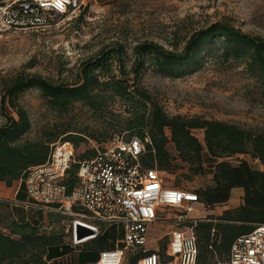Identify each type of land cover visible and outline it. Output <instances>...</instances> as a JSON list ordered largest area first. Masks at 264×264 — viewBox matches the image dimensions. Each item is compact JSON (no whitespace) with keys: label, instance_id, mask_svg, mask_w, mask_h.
<instances>
[{"label":"trees","instance_id":"16d2710c","mask_svg":"<svg viewBox=\"0 0 264 264\" xmlns=\"http://www.w3.org/2000/svg\"><path fill=\"white\" fill-rule=\"evenodd\" d=\"M124 51V46L119 43L102 48L95 57L81 62L78 80L72 84L27 73L4 80L0 106L6 120L0 126V182L11 187L14 182L24 179L30 167L46 161L50 144L68 132H48L36 140L25 139L31 121L27 111L18 104L20 94L27 89H37L50 107L58 111H65L80 102L103 114V119L109 114L105 118L108 126L104 128L103 137L110 130L116 133L119 127L120 131L128 133V138L148 136L150 143L142 157L143 164L148 167L156 162L161 172L170 174L176 169L175 160L179 159L194 167L192 173H199L204 153L216 161L213 184L195 190L203 207L224 206L232 190L237 188L243 191L242 203L224 210L220 216L210 215L196 221L198 256L195 264H227L235 239L249 233L253 224L264 223V171L253 169L244 159L232 165L227 158L248 155L264 165V131L255 132L214 119L169 116L142 86L141 78L148 67L162 76L180 78L201 70L209 55L220 52L224 61L233 59L245 63L264 89V36L247 34L228 21H217L194 31L181 51L166 49L155 42L137 44L133 48L134 62L129 69ZM115 101L124 106L121 119L114 110H109ZM193 130L203 131V142ZM59 140L69 141L75 147L85 141L81 136L70 135ZM169 144L177 152L175 157L168 150ZM88 153L92 152L82 154L80 159ZM77 168L74 164L69 171L66 182L69 188L75 182ZM23 186L21 182L17 200ZM5 202L0 201V209L5 208L0 212V264H47L52 258L70 252L72 248L61 234L42 230L38 218L15 217L11 212L13 205L8 210ZM213 218L220 221L214 224L207 220ZM214 225L221 235L218 243H211ZM112 247L113 244L105 239L91 240L84 246L80 260L95 263L100 251ZM140 257V251L129 252L127 264H137Z\"/></svg>","mask_w":264,"mask_h":264},{"label":"rangeland","instance_id":"374dc122","mask_svg":"<svg viewBox=\"0 0 264 264\" xmlns=\"http://www.w3.org/2000/svg\"><path fill=\"white\" fill-rule=\"evenodd\" d=\"M80 2L79 11L61 16L45 28L0 37V99L4 80L19 73L38 74L54 82L72 84L78 80L81 62L95 57L102 48H111L117 43L124 46L126 67L129 69L134 62L133 48L137 44L155 42L166 49L181 51L194 31L217 21H228L253 36H264V0ZM141 84L169 116L214 119L255 132L264 131V89L250 74L245 63L233 59L224 61L220 52L209 55L201 70L180 78L162 76L152 67H148L141 78ZM18 104L27 111L31 121V129L24 136L25 139L36 140L48 132L58 134L64 130L68 132L63 136L84 138L85 141L74 147L75 160L91 150L93 144H104L116 134L128 135L126 131H120L119 127L116 133L110 130L103 137L104 128L108 126V119H105L109 117L108 113L103 119V114L80 102L72 104L65 111H58L50 107L34 88L20 94ZM123 108L121 102L115 101L109 110H114V114L121 119ZM10 112L16 117L14 111ZM5 120L0 106V126ZM193 134L203 142L202 130H193ZM168 150L172 156L177 155L172 144L168 145ZM241 159L247 160L253 169L264 171V165L248 155L227 158L232 165H237ZM174 163L176 169L173 172H162L170 185L197 190L213 184L216 161L205 153L202 171L199 173H192L194 167L179 159ZM17 184L18 182H14L12 185L11 196ZM238 192L243 191L240 189ZM235 194H232L230 203L224 206L210 208L193 205V210L187 215L194 219L210 215L220 216L227 208H235L242 203L240 194ZM18 199L26 200L24 186ZM11 206L7 204L8 210ZM12 209L15 217H29L33 220L38 218L42 230L61 234L65 242L72 243L70 234L67 233V217L35 209L27 211L17 206H12ZM4 210L2 207L0 212ZM181 211L186 213L184 208H168L164 216L172 219ZM170 226L172 227L170 221L165 224L164 230L160 225L154 226L152 237L147 243L148 248H164L169 240L166 233ZM101 230L103 234L100 238L110 243L123 238L122 226L101 225ZM159 233H163L164 239L157 243ZM127 263L128 258L123 264Z\"/></svg>","mask_w":264,"mask_h":264},{"label":"built area","instance_id":"2783aa9c","mask_svg":"<svg viewBox=\"0 0 264 264\" xmlns=\"http://www.w3.org/2000/svg\"><path fill=\"white\" fill-rule=\"evenodd\" d=\"M80 8V0H0V37L45 28ZM149 143L148 136L116 134L104 144H93L87 151L92 153L84 159L75 160V146L58 140L50 144L46 161L30 167L18 181L11 205L67 217L72 246L100 238L101 225L122 226L123 238L113 242L111 249L100 251L95 264H123L132 251L141 252L137 264H195L198 242L194 225L201 219L187 214L193 205L202 203L195 190L170 185L156 162L152 167L143 164ZM74 164L78 168L69 188L66 182ZM21 182L26 200L16 199ZM168 208H184L186 213L166 218ZM207 220L214 224L220 221ZM169 221L172 227L167 230L165 247L148 248L152 228L160 225L164 230ZM77 224L89 228L92 234L77 241ZM162 235L159 233L157 243L164 239ZM220 237L214 225L211 243H218ZM227 264H264V223L253 224L249 233L235 239Z\"/></svg>","mask_w":264,"mask_h":264},{"label":"crops","instance_id":"0c3cea01","mask_svg":"<svg viewBox=\"0 0 264 264\" xmlns=\"http://www.w3.org/2000/svg\"><path fill=\"white\" fill-rule=\"evenodd\" d=\"M11 188H12V186L8 187L4 183L0 182V199L5 200L9 204H11V202L13 201V199L15 197L14 193L11 196V190H10ZM238 191H240V189H238V188L233 189L231 192L230 199H232L233 193H236L235 195L240 194V196L243 197V192L239 193ZM230 199L227 203H230V201H231ZM241 201H242V199H241ZM240 204L237 205V207L240 206ZM227 209H232V208H227ZM69 246L72 248L69 253H67L63 256L57 257V258H52L51 260H49L47 262V264H95L92 261H83V260L81 261L80 260V254H81L85 245L83 247H79V246H72V244L69 243Z\"/></svg>","mask_w":264,"mask_h":264},{"label":"water","instance_id":"95a60500","mask_svg":"<svg viewBox=\"0 0 264 264\" xmlns=\"http://www.w3.org/2000/svg\"><path fill=\"white\" fill-rule=\"evenodd\" d=\"M92 230H90L89 228L83 227L79 224H77L76 226V230H75V236H76V240L79 241L83 238L88 237L90 234H92Z\"/></svg>","mask_w":264,"mask_h":264}]
</instances>
